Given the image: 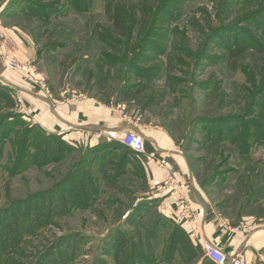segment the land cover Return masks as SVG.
<instances>
[{"label":"rangeland","instance_id":"obj_1","mask_svg":"<svg viewBox=\"0 0 264 264\" xmlns=\"http://www.w3.org/2000/svg\"><path fill=\"white\" fill-rule=\"evenodd\" d=\"M0 24L26 70L1 80L31 92L33 75L53 100L92 97L159 129L186 158L208 219L264 224V0H0ZM3 81L0 264L200 262L183 237L173 243L179 224L200 247L191 209L165 213L160 194L178 189L169 175L149 189L134 156L87 159Z\"/></svg>","mask_w":264,"mask_h":264},{"label":"crops","instance_id":"obj_2","mask_svg":"<svg viewBox=\"0 0 264 264\" xmlns=\"http://www.w3.org/2000/svg\"><path fill=\"white\" fill-rule=\"evenodd\" d=\"M23 53L25 55V51ZM28 56L29 60L33 61L31 52ZM5 82L14 85L10 81ZM14 86L16 89H22L17 85ZM37 90L35 87L31 92L21 90L28 96L29 113L34 121L47 131L60 130L64 135V140L76 141L80 147L93 150L94 157L97 153L100 154L106 150L100 145L106 143L107 146L110 142L107 141L109 136L136 129L137 123L127 121L126 116H123L117 108L105 106L92 97H77L60 102V98L56 95L54 100L50 101ZM146 129L147 132L141 131L146 144V154L138 156L137 159L148 188L155 189L161 185L169 173H174L178 187L175 194L181 193L190 205L193 214L198 217L200 241L203 240L216 246L228 257L238 253L242 254L246 264H264V224L257 226L252 220L242 219L243 225L250 227L248 231H243L241 228L236 230L238 229L236 224L224 222V225H221L216 222V219H208L205 195L198 191L186 158L164 132L157 128ZM149 155H153L154 159L149 158ZM160 159L166 162L165 168L158 167L157 160ZM125 171H127L126 166ZM175 194L166 192L160 194L162 197H167L163 207L169 216L177 209L176 200H172ZM169 195L171 198L168 197ZM205 262L206 260L201 258L198 264H208Z\"/></svg>","mask_w":264,"mask_h":264},{"label":"built area","instance_id":"obj_3","mask_svg":"<svg viewBox=\"0 0 264 264\" xmlns=\"http://www.w3.org/2000/svg\"><path fill=\"white\" fill-rule=\"evenodd\" d=\"M12 43L11 41L8 40V37L5 35V32L3 28L1 27L0 24V62H1V71L7 72H20L24 71L25 67L22 63H19V61L16 58V55L14 54V48L11 50ZM27 74V73H26ZM1 77V76H0ZM29 81L34 84L36 89L40 90L42 94H44V97L50 101H53L52 94L49 90V88L45 85V83L42 81V79L39 80V78L31 75L29 76ZM5 83V81H3ZM14 87V86H13ZM14 89V88H13ZM140 126H136V129H130L123 131L119 134H115L113 136H109L107 141H115L120 143L122 146L130 149L134 153L138 155H144L146 154L145 152V140L144 136L141 133V130L139 129ZM149 158L154 159L153 155H149ZM158 167L160 168H165L166 167V162L164 160H157ZM168 181H170L172 184H174V189L176 186L175 183V175L173 173H169ZM175 194V192H173ZM179 194V193H178ZM175 194L174 197H176ZM178 212L181 214L183 217H185L186 214L190 215L189 209L190 206L188 207L187 202L183 198H179L178 200ZM191 218V216H189ZM194 220V218H191ZM236 230H240L239 228ZM199 227L197 224H195L194 227V233L199 235ZM199 240V239H198ZM200 248L202 252V257L204 260L208 261L211 264H246V260L244 259L242 254H235L234 256L228 257L226 254L221 252L216 246L205 242V241H200Z\"/></svg>","mask_w":264,"mask_h":264},{"label":"trees","instance_id":"obj_4","mask_svg":"<svg viewBox=\"0 0 264 264\" xmlns=\"http://www.w3.org/2000/svg\"><path fill=\"white\" fill-rule=\"evenodd\" d=\"M163 7H164V5H163ZM117 18L118 17H116V19H115V24H118V19ZM262 38H263V46H264V28H263ZM243 48L244 49H243V51L241 53L245 52V50L247 49V46L244 45ZM229 55L232 56V57L237 56L236 53H235V51H233V50L230 51ZM2 98L4 99V101H9V99L7 97V94L5 92L2 94ZM12 108H13V106H12ZM100 146L103 147V148H106V150L103 153H100V154L97 153L96 154V157L97 156L98 157L101 156V157H99L100 159L103 158V156H102L103 154H105L107 151H110L111 149H113L114 152H117L118 151V152H121V154H125V155L129 154L131 156H134L135 158H137L138 156H140V155L134 153L130 149L122 146L121 144H119L117 142L116 143H112L111 146L108 145V144L106 146V143H102ZM90 153L93 154V150H91V149H84V154L83 155H85L87 157V159H88L89 156H90ZM84 162H85V160H83V163ZM139 167H141L140 166V162H139ZM126 172L127 171H125L124 159L122 158V160H120L119 163L116 166L115 176L116 177H119L121 175H124ZM140 172L142 173L141 168H140ZM176 226L177 227L175 229H173V235H172V237H173V243L175 242V239H179V238H182L183 237V239L185 240V242L188 245H190L191 247H193L197 253H198V250H199L200 251V254H202L200 247H198V249H197L196 247H194L191 244V239L188 236L187 232L184 229H182L179 224H177ZM172 246L174 247V245H172ZM205 263L210 264L208 261H206Z\"/></svg>","mask_w":264,"mask_h":264},{"label":"bare ground","instance_id":"obj_5","mask_svg":"<svg viewBox=\"0 0 264 264\" xmlns=\"http://www.w3.org/2000/svg\"><path fill=\"white\" fill-rule=\"evenodd\" d=\"M3 79H4V78H3ZM5 81H7V82H8V81H10V80H8V79H6V78H5Z\"/></svg>","mask_w":264,"mask_h":264},{"label":"water","instance_id":"obj_6","mask_svg":"<svg viewBox=\"0 0 264 264\" xmlns=\"http://www.w3.org/2000/svg\"><path fill=\"white\" fill-rule=\"evenodd\" d=\"M1 81H3V80L0 79V82H1Z\"/></svg>","mask_w":264,"mask_h":264}]
</instances>
